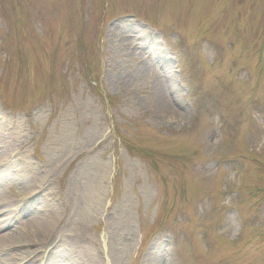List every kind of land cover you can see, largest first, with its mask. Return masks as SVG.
I'll list each match as a JSON object with an SVG mask.
<instances>
[{
    "label": "rangeland",
    "instance_id": "1",
    "mask_svg": "<svg viewBox=\"0 0 264 264\" xmlns=\"http://www.w3.org/2000/svg\"><path fill=\"white\" fill-rule=\"evenodd\" d=\"M0 183L1 264H264V0H0Z\"/></svg>",
    "mask_w": 264,
    "mask_h": 264
},
{
    "label": "bare ground",
    "instance_id": "2",
    "mask_svg": "<svg viewBox=\"0 0 264 264\" xmlns=\"http://www.w3.org/2000/svg\"><path fill=\"white\" fill-rule=\"evenodd\" d=\"M165 80H168L171 78L167 77V76H163ZM170 82L169 83H172V80L170 79L169 80ZM167 84V89L168 91H170L172 89V86L171 84ZM162 104L161 106V109H159L160 112H163V113H166L169 109V102L167 101H162L160 103V105ZM13 169L15 171H21L20 168H17L16 166H13ZM30 183V182H29ZM2 184V183H0ZM30 185L27 187L29 188ZM0 188L2 189V185H0ZM0 205L3 207V209H0V212H3L4 211V216L6 217V219H0V231H5L8 227H10L11 225V221L9 220L13 210L10 208V204L5 200H1V203ZM11 209V210H10ZM7 210V212L5 211ZM9 211V213H8ZM27 212V211H25ZM23 212V213H25ZM49 214L47 215H44V214H37V213H34L32 215H28L25 222H26V225L30 228L32 226V224L36 225L35 228L29 230L28 232H19V233H16L15 231H10V232H5L3 233L2 235H0V253L2 251H4L5 249L7 248H12V249H17L19 248L20 246L23 245V243H21L24 239H26L27 241V244L28 245H31V246H34L33 244H31L34 240H43V244H42V247H45V245H51L50 243L54 241V235H52V239L50 238L49 240V236L51 235V231H50V225H51V216L48 217ZM42 217V220L39 219ZM16 234V235H15ZM12 236H14V238H12ZM15 238H18L20 239V242H16L15 244H13V240ZM62 242H58L57 244H61ZM78 244V245H77ZM80 241H76L74 242V247L78 248L80 247ZM13 246V247H11ZM56 246V245H55ZM53 247L52 249L56 248V247ZM62 246V245H60ZM59 246V247H60ZM68 248H71L69 247V245H67ZM36 248H39V247H36ZM49 250L48 253H47V256H42L41 259H44L46 263H53L54 264V261L51 259V254L52 253H55L57 252L56 249L53 251V250ZM18 251V249H17ZM18 256H20L22 254V252H18ZM26 257V256H25ZM94 257V256H93ZM17 258L15 257L14 260H16ZM96 263V261H95ZM0 264H1V260H0Z\"/></svg>",
    "mask_w": 264,
    "mask_h": 264
}]
</instances>
